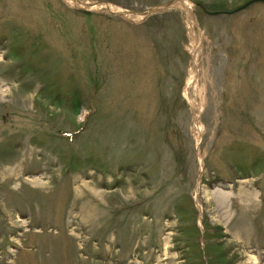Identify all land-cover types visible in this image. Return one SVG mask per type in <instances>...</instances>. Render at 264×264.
Segmentation results:
<instances>
[{
    "label": "rangeland",
    "instance_id": "obj_1",
    "mask_svg": "<svg viewBox=\"0 0 264 264\" xmlns=\"http://www.w3.org/2000/svg\"><path fill=\"white\" fill-rule=\"evenodd\" d=\"M167 1L0 0V264H264V3Z\"/></svg>",
    "mask_w": 264,
    "mask_h": 264
},
{
    "label": "water",
    "instance_id": "obj_2",
    "mask_svg": "<svg viewBox=\"0 0 264 264\" xmlns=\"http://www.w3.org/2000/svg\"><path fill=\"white\" fill-rule=\"evenodd\" d=\"M177 1H183V0H169L167 2H164V3H161V4H157V5H154L152 7H150L149 9L147 10H143L141 12H137L136 14H139L141 17H146L150 14H153V13H156V12H159L163 9H167L169 7H171L173 4H175ZM252 1H260V2H263L264 3V0H249L247 2H245L244 4L238 6L237 8H235L233 11H236V10H239V9H242L244 8L246 5H248L250 2ZM97 3V2H96ZM194 5H196L197 7H199L200 9L204 10L203 6L201 5V3L199 2H196L194 3ZM113 14H116L117 16H123L124 14L126 13H129V14H134L135 12L133 11H124V12H113V11H109ZM206 13H209V14H215L217 13V11H211V12H208V11H205ZM227 13V12H226Z\"/></svg>",
    "mask_w": 264,
    "mask_h": 264
},
{
    "label": "bare ground",
    "instance_id": "obj_3",
    "mask_svg": "<svg viewBox=\"0 0 264 264\" xmlns=\"http://www.w3.org/2000/svg\"><path fill=\"white\" fill-rule=\"evenodd\" d=\"M69 1H73V2L76 1V2H78V0H69ZM80 3H81V2H80ZM81 4H83V5H87L88 7H93V8H94V7H99V6H105V7L109 8V9H112L109 5H105V4H101V3H98V4H93V3H81ZM179 4L182 5V6H184V8L186 7L185 9H188V8H187L188 6H186V5H189V2H188V3H187V2L185 3V1L183 0V1H180ZM113 11H114V12H118L117 10H113ZM189 81H190V79H189Z\"/></svg>",
    "mask_w": 264,
    "mask_h": 264
},
{
    "label": "trees",
    "instance_id": "obj_4",
    "mask_svg": "<svg viewBox=\"0 0 264 264\" xmlns=\"http://www.w3.org/2000/svg\"><path fill=\"white\" fill-rule=\"evenodd\" d=\"M64 132H60V134H63Z\"/></svg>",
    "mask_w": 264,
    "mask_h": 264
}]
</instances>
